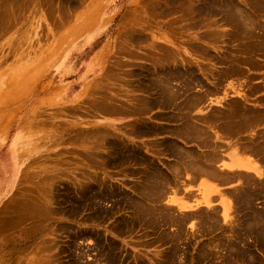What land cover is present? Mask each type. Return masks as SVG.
<instances>
[{
	"label": "rangeland",
	"instance_id": "obj_1",
	"mask_svg": "<svg viewBox=\"0 0 264 264\" xmlns=\"http://www.w3.org/2000/svg\"><path fill=\"white\" fill-rule=\"evenodd\" d=\"M0 264H264V0H0Z\"/></svg>",
	"mask_w": 264,
	"mask_h": 264
},
{
	"label": "crops",
	"instance_id": "obj_2",
	"mask_svg": "<svg viewBox=\"0 0 264 264\" xmlns=\"http://www.w3.org/2000/svg\"><path fill=\"white\" fill-rule=\"evenodd\" d=\"M246 156H249V155H246ZM245 160H246V158H245ZM225 166H227V164ZM225 166L223 165V167H225ZM229 166L231 167L230 169H234L236 167V168H244L246 170H251V168H252V166H250L248 164H244V163H235V164H231ZM240 174H241V172L236 171V172H233L230 175H232V176L236 175L237 176V175H240ZM213 179H214L215 182H217L219 184H223L222 186H229V184H224L222 182V177H221L220 173L218 174L217 178L213 177ZM198 184H200V177H198V180L196 181L195 185L197 186Z\"/></svg>",
	"mask_w": 264,
	"mask_h": 264
},
{
	"label": "bare ground",
	"instance_id": "obj_3",
	"mask_svg": "<svg viewBox=\"0 0 264 264\" xmlns=\"http://www.w3.org/2000/svg\"><path fill=\"white\" fill-rule=\"evenodd\" d=\"M244 18H245V17H244ZM246 19H247V18H246ZM249 20H250V19H249ZM243 21H244V20H243ZM245 22H247V21H245ZM246 24H247V23H246ZM249 25H250V24H249ZM249 25H248V26H249ZM246 27H247V26H246ZM249 28H250V27H249ZM250 29H251V28H250ZM246 56H247V55H246ZM191 106H192V105H191Z\"/></svg>",
	"mask_w": 264,
	"mask_h": 264
}]
</instances>
